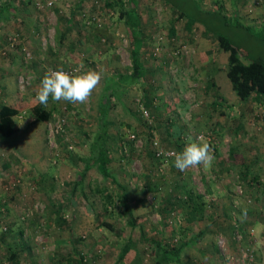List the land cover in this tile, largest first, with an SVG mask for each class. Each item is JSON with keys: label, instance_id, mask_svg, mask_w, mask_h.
Returning a JSON list of instances; mask_svg holds the SVG:
<instances>
[{"label": "rangeland", "instance_id": "obj_1", "mask_svg": "<svg viewBox=\"0 0 264 264\" xmlns=\"http://www.w3.org/2000/svg\"><path fill=\"white\" fill-rule=\"evenodd\" d=\"M46 1H33L41 19L35 30L31 27L34 36L25 38L37 49H18L19 59L31 63L17 84L15 78L17 91L27 97L19 101L18 131L0 140V264H60L78 256L83 264H116L125 243L129 250L120 264L154 263L140 228L130 227L117 207L103 209L100 195L115 199L118 187L93 166L81 186L73 183L102 101L107 166L124 186L145 236L169 240L178 236V225L183 240L196 236L182 246L178 261L168 264H264V98L256 103L233 94L224 75L226 53L217 48L214 36L197 22L188 31L161 0H138L144 78L123 90H105L113 73L130 70L122 22L104 6L105 0H51L49 6ZM199 1L207 10L215 7L214 0ZM219 3L225 20L214 18L212 31L226 35L246 58L264 57L259 38L261 33L264 37V0ZM11 21L7 26L12 33L3 38L14 49L22 37L12 34L22 29L19 21ZM94 26L106 34L90 32ZM37 62L41 68L34 70ZM72 66L78 68L73 75L102 73L89 100L80 104L49 98V120L33 122L29 109L38 102L41 84L34 74ZM216 93L221 104L214 103ZM56 122L62 124L53 132ZM189 142L211 143L213 163L185 172L176 169L174 156ZM253 176L263 185L252 182ZM181 185L202 195L207 214L185 222L175 206L166 212L164 224L155 205L168 194L176 202ZM8 247L16 251L14 261L7 256Z\"/></svg>", "mask_w": 264, "mask_h": 264}, {"label": "trees", "instance_id": "obj_2", "mask_svg": "<svg viewBox=\"0 0 264 264\" xmlns=\"http://www.w3.org/2000/svg\"><path fill=\"white\" fill-rule=\"evenodd\" d=\"M169 8L172 14L175 15V19H183L185 27L188 31L194 23H200L203 26L205 32L211 33L217 44V48L226 53V61L224 66V75L229 82V86L233 94L242 101L248 99L255 100L258 103L260 97L264 98V57H248L238 50V48L231 42V40L224 34L214 33L212 31V23L214 18L216 20L224 21V12L219 0H214L215 7L207 10L201 6L199 0H161ZM138 0H105L104 6L116 13V18L120 20L124 26L126 37L128 39V55L130 62V70L126 72H115L112 77L108 78V82L104 89H110L113 86H117L118 89L123 90L125 87L138 82V79H143L145 75V67L140 60V44L142 38V22L140 12L137 9ZM95 28V29H94ZM96 33H101L102 29H97L94 26L91 29ZM169 32L173 34V24L169 27ZM261 35V36H260ZM259 35L260 41L264 43V37L261 33ZM246 59L245 61L242 58ZM210 86L213 85L212 79L209 82ZM214 101L215 104H221L222 97L216 93ZM106 102V101H105ZM103 101L99 104V111L97 113L96 130L90 137L87 143V153L82 157L83 165L77 171L74 185L81 186L85 173L93 166L97 172L104 178H108L110 182L118 187L114 193L115 199L111 194L102 193L103 209L110 210V208L117 207V210L126 217V223L130 227L137 226L140 231V239L147 242L153 254V264H168L176 262L179 259L182 246L189 242V240H197L196 236L191 239H185L183 228L180 225L177 226L179 231L178 236L172 234L170 239H166L164 236L158 235L154 237L145 236V232L142 227L136 221V216L133 214L130 206L131 200L124 191V186L119 185L114 176L111 175L108 169V163L110 161L108 155V149L105 146V139L107 137V121L103 108ZM149 105V100L145 103ZM31 113V120L33 122H47L51 116V109L44 107L39 103L32 105L29 109ZM17 110L9 105H0V140L9 139L17 131L18 126L15 119ZM209 143V142H208ZM213 148L214 146L209 143ZM215 151V148H214ZM244 174V173H243ZM246 175V174H245ZM252 182L262 186L263 183L259 182L258 177H251ZM251 182V181H250ZM181 197H177L176 202H172L171 195H166L163 200L157 202L155 207L160 214L162 223H167L166 212L169 210L177 209L182 211L181 213L185 219V222H191L193 220H202L207 214L206 204L202 195L195 193L190 187L181 185L179 188ZM116 201V203H115ZM117 204V205H116ZM104 226L112 228L110 224L104 223ZM172 226V225H171ZM233 228V227H232ZM237 230V229H236ZM19 234H21L19 232ZM168 240V241H167ZM7 256L10 261L16 259V251L7 248ZM128 244L125 243L121 246L115 263L120 264L122 259L128 252ZM73 260V262H72ZM60 264H83L82 257L78 256L77 259L66 258L64 263Z\"/></svg>", "mask_w": 264, "mask_h": 264}, {"label": "crops", "instance_id": "obj_3", "mask_svg": "<svg viewBox=\"0 0 264 264\" xmlns=\"http://www.w3.org/2000/svg\"><path fill=\"white\" fill-rule=\"evenodd\" d=\"M33 1L34 0H0V53L5 55L8 53V58L0 56V105H9L16 109L17 114L15 115V117L20 116V108H22V106L19 104V101L21 102L22 100H25L27 98L24 92L22 93L20 90L19 92L17 91L18 87L16 88V84L19 82L18 79L21 78L20 75L27 73V68H29L28 66H31V63H28L24 59L23 61L22 59H19L20 52L24 53L25 51H27V46L33 47L32 50L37 49V45H35L34 43L28 44V40H25L26 37L34 36L33 34H31V27L35 30L38 26V20L41 19L40 15L38 14L40 12H38V10L34 7ZM10 20L19 21V23L17 24H19V28L22 29L18 33L13 32L12 35H15L17 37L20 36L22 38L19 39L24 40V43L22 42V40L17 41L14 49L7 45L5 39L9 37H5L6 34L9 35L12 33L11 30L9 31V26H7V23ZM67 20L68 18H66V21ZM102 33H104V35L106 34L105 31H102ZM3 36L5 38H3ZM18 49L20 50V52ZM39 64L40 62L32 63V68H34V70H36V68H41ZM41 74L42 73L40 72L34 74L39 81H41L44 77ZM15 78L17 79L16 84ZM20 81H22V79H20ZM14 94L17 95L16 98Z\"/></svg>", "mask_w": 264, "mask_h": 264}, {"label": "clouds", "instance_id": "obj_4", "mask_svg": "<svg viewBox=\"0 0 264 264\" xmlns=\"http://www.w3.org/2000/svg\"><path fill=\"white\" fill-rule=\"evenodd\" d=\"M102 73L88 71L70 75L65 71H49L43 79L36 100L39 104L48 105L49 98L53 101H68L71 103H86L93 91L98 87ZM214 161L213 149L208 142H189L183 151L174 156V166L181 172L199 165L210 166ZM246 214V210H244Z\"/></svg>", "mask_w": 264, "mask_h": 264}, {"label": "built area", "instance_id": "obj_5", "mask_svg": "<svg viewBox=\"0 0 264 264\" xmlns=\"http://www.w3.org/2000/svg\"><path fill=\"white\" fill-rule=\"evenodd\" d=\"M52 4V1L51 0H48L45 2V5L46 6H49ZM35 5L39 8L42 7V4H39L38 2L35 3ZM44 5V6H45ZM9 46L11 47L12 46V42L9 43ZM63 70L65 71L66 73H69L70 75H73V74H76L78 73V68L77 67H61V68H55V69H50L49 71H55V70ZM62 121V120H61ZM62 123H59V122H56L54 125L51 126V129L54 130L53 132H57L58 131V128L60 127Z\"/></svg>", "mask_w": 264, "mask_h": 264}]
</instances>
